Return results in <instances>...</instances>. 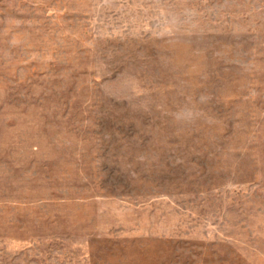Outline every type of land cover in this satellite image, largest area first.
Masks as SVG:
<instances>
[{
    "label": "rangeland",
    "instance_id": "374dc122",
    "mask_svg": "<svg viewBox=\"0 0 264 264\" xmlns=\"http://www.w3.org/2000/svg\"><path fill=\"white\" fill-rule=\"evenodd\" d=\"M0 264H264V0H0Z\"/></svg>",
    "mask_w": 264,
    "mask_h": 264
}]
</instances>
